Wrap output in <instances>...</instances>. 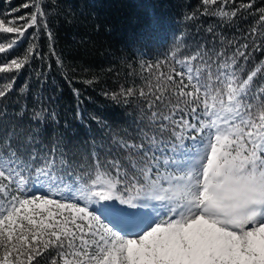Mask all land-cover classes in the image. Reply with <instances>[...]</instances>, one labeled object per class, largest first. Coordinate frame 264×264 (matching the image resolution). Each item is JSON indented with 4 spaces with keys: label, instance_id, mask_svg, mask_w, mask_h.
I'll use <instances>...</instances> for the list:
<instances>
[{
    "label": "snow or ice",
    "instance_id": "1",
    "mask_svg": "<svg viewBox=\"0 0 264 264\" xmlns=\"http://www.w3.org/2000/svg\"><path fill=\"white\" fill-rule=\"evenodd\" d=\"M227 2L217 14L231 20L237 12L224 11ZM42 3H24L34 7L27 16L0 18V33L22 39L39 28L47 16ZM18 39L0 42V53ZM232 43L197 44L173 53L166 72L159 63L146 69H156L139 90L151 110L148 127L170 132L176 153L163 161L164 171L144 140L116 142L129 150L127 163L96 151L77 162V146L64 137L43 152L35 147L45 135L43 110L33 113L35 126L0 119V264H34L50 250L49 264H264V85L254 83L264 60L246 72L238 61L249 59L241 50L249 44L229 54ZM252 47L261 51L264 40ZM32 55L29 49L22 59L4 60L0 73H18ZM12 90L13 82L0 84V100ZM147 142L158 144L155 137Z\"/></svg>",
    "mask_w": 264,
    "mask_h": 264
},
{
    "label": "trees",
    "instance_id": "2",
    "mask_svg": "<svg viewBox=\"0 0 264 264\" xmlns=\"http://www.w3.org/2000/svg\"><path fill=\"white\" fill-rule=\"evenodd\" d=\"M24 3L31 5L34 0H0V18L29 15L34 7L24 8ZM244 4L252 7L245 9ZM220 7L221 0L210 6L203 0H43L47 16L39 28L28 29L22 39L14 33H0L5 45L18 39L13 49L0 53V66L4 60L22 59L29 49L33 51L18 73H0V84L13 82V90L0 100V110L6 109V117L0 119L35 126L31 117L43 110L45 135L35 145L37 150L51 149L64 137L70 147L77 146L73 148L77 162L96 151L101 159L115 156L127 163L129 150L116 142L144 140L149 147L148 138L155 137L157 142L172 138L170 132L158 134L156 128L148 127L151 110L139 90H147L156 72L155 67L147 71L149 65L159 63L166 72L168 62L174 63L173 53L179 57L197 44L219 49L222 40L233 41L226 45L229 54L249 44L241 49L251 53L249 59L238 61L246 72L264 60V49L252 47L253 40L257 46L264 40L259 35L264 25L258 23L264 0H228L224 11L237 12L231 20L217 14ZM13 8L20 10L13 13ZM254 27L256 37L251 35ZM254 83L264 85V68ZM129 88L136 95L125 99L120 93ZM54 254L50 250L34 264H49Z\"/></svg>",
    "mask_w": 264,
    "mask_h": 264
},
{
    "label": "rangeland",
    "instance_id": "3",
    "mask_svg": "<svg viewBox=\"0 0 264 264\" xmlns=\"http://www.w3.org/2000/svg\"><path fill=\"white\" fill-rule=\"evenodd\" d=\"M197 143H198V141H197ZM185 144L188 146V148L193 147V141L192 140H186ZM185 151H187V149H185ZM153 155L158 157L159 163L161 165V171H164V170H166L167 166H164L163 161L167 158L174 157L176 155V153L172 152L171 147H162L161 149H156L154 151ZM57 198H59V197H57ZM96 207H97V205H91L90 206V208H92V209H95Z\"/></svg>",
    "mask_w": 264,
    "mask_h": 264
}]
</instances>
